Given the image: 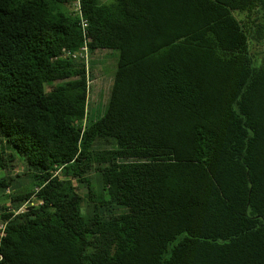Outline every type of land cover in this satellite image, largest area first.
Here are the masks:
<instances>
[{
	"label": "trees",
	"instance_id": "16d2710c",
	"mask_svg": "<svg viewBox=\"0 0 264 264\" xmlns=\"http://www.w3.org/2000/svg\"><path fill=\"white\" fill-rule=\"evenodd\" d=\"M73 2L0 0V264H264V0H78L90 119Z\"/></svg>",
	"mask_w": 264,
	"mask_h": 264
},
{
	"label": "rangeland",
	"instance_id": "374dc122",
	"mask_svg": "<svg viewBox=\"0 0 264 264\" xmlns=\"http://www.w3.org/2000/svg\"><path fill=\"white\" fill-rule=\"evenodd\" d=\"M103 3H108L110 0H99ZM67 9L73 10V3L71 6H67ZM261 45L255 46L254 50L260 52L262 50ZM258 53L257 55H260ZM116 52L111 51L109 49H97L92 54L89 55L90 58V67H89V90H88V97H87V108L88 114L90 117L89 119L96 118L99 116L105 106L107 99L109 97L111 85L113 82V76L115 71V63H116ZM59 84L54 82L53 84L48 86V89L58 88ZM23 166L21 161L17 162L16 167L13 170H3L0 173L3 174H10L15 175L22 174ZM94 178V176H93ZM18 179L19 185L25 184L27 181L25 180L24 176L19 175L16 177ZM81 194H83V190H80ZM7 191L4 193H0V199L6 197ZM86 200L84 201L83 205L86 207L87 205Z\"/></svg>",
	"mask_w": 264,
	"mask_h": 264
},
{
	"label": "built area",
	"instance_id": "2783aa9c",
	"mask_svg": "<svg viewBox=\"0 0 264 264\" xmlns=\"http://www.w3.org/2000/svg\"><path fill=\"white\" fill-rule=\"evenodd\" d=\"M73 12L79 15L80 17V25H81V32L83 34V44L80 47V49L77 52H73L70 55L75 58H79L80 60H83L85 63L86 67V76L87 78L89 77V48H88V42H89V37L87 35V25H88V20L86 17L83 16L80 10V4L78 0H74L73 2Z\"/></svg>",
	"mask_w": 264,
	"mask_h": 264
}]
</instances>
